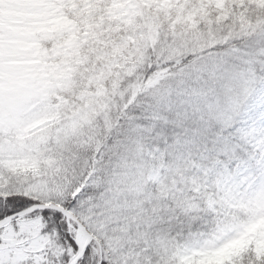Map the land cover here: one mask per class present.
Wrapping results in <instances>:
<instances>
[{
    "label": "snow or ice",
    "instance_id": "1",
    "mask_svg": "<svg viewBox=\"0 0 264 264\" xmlns=\"http://www.w3.org/2000/svg\"><path fill=\"white\" fill-rule=\"evenodd\" d=\"M0 264H264V0H0Z\"/></svg>",
    "mask_w": 264,
    "mask_h": 264
},
{
    "label": "rangeland",
    "instance_id": "2",
    "mask_svg": "<svg viewBox=\"0 0 264 264\" xmlns=\"http://www.w3.org/2000/svg\"><path fill=\"white\" fill-rule=\"evenodd\" d=\"M17 12V7L16 5H11L9 7V9L7 10L6 14L7 15H12V14H15Z\"/></svg>",
    "mask_w": 264,
    "mask_h": 264
}]
</instances>
